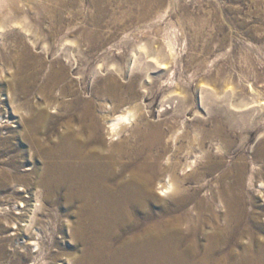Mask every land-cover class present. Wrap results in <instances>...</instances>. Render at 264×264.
I'll list each match as a JSON object with an SVG mask.
<instances>
[{"label":"rangeland","instance_id":"1","mask_svg":"<svg viewBox=\"0 0 264 264\" xmlns=\"http://www.w3.org/2000/svg\"><path fill=\"white\" fill-rule=\"evenodd\" d=\"M57 1L0 0V264H76L84 253L72 232L77 207L34 188L45 150L73 118L87 140L86 121L96 118L106 134L109 114L134 115L119 140L105 135L125 160L140 128L162 124L168 147L154 153L176 162L175 187L207 197L233 186L241 166L246 190L263 182L264 204V0H156L141 20V0ZM54 22L65 28L56 38ZM89 29L105 34L92 48L81 39ZM24 59L30 79L17 91L10 85ZM164 178L155 197L169 201Z\"/></svg>","mask_w":264,"mask_h":264},{"label":"bare ground","instance_id":"2","mask_svg":"<svg viewBox=\"0 0 264 264\" xmlns=\"http://www.w3.org/2000/svg\"><path fill=\"white\" fill-rule=\"evenodd\" d=\"M145 2H139L136 14L140 20L146 10L157 4L156 0H150L146 8ZM14 4L12 1V6ZM96 17L95 21L101 20ZM62 25L52 24V38L65 29ZM104 37L103 31L98 29L81 33V39L91 41V48ZM25 61L20 63L18 75L10 85L17 91L28 87L30 72ZM50 79L56 81L59 76L53 75ZM74 94L77 100V93ZM113 115L109 114L106 121L110 142L123 137V125L134 116L130 113ZM73 119L64 124L59 143L45 150L48 161L38 186L34 185V194L39 192L46 199H64L69 208L77 207V220L71 231L77 242L84 245V253L76 264H264V204L259 203L257 196L263 192V182L253 188L256 193L246 190L245 170L240 166L236 168L233 186L227 188L219 184L207 197L191 195L182 184L175 187L176 162L165 165V153H154L156 147L164 150L168 147L162 124L140 128L136 141L129 143L124 152L125 160L111 151L119 150L120 142L112 148L105 146L106 134L96 118L84 121L87 140L77 135ZM40 120L45 123L46 115ZM31 124L40 133L45 129L44 126L39 128V123ZM163 174L165 178L159 185L162 195L170 196L169 201L155 197L154 186ZM249 186L251 188V184Z\"/></svg>","mask_w":264,"mask_h":264}]
</instances>
